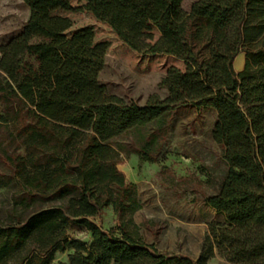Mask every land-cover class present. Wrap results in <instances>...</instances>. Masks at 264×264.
<instances>
[{
	"label": "trees",
	"instance_id": "16d2710c",
	"mask_svg": "<svg viewBox=\"0 0 264 264\" xmlns=\"http://www.w3.org/2000/svg\"><path fill=\"white\" fill-rule=\"evenodd\" d=\"M182 1L76 0L74 9L71 0H22L28 19L0 46V124L26 108L27 154L10 159L15 178L31 197L58 194L66 203L0 223V264H208L214 256L264 264V0H196L188 11ZM57 10L87 13L133 52L172 56L184 69L166 70L158 84L164 99L127 104L98 80L107 45L94 42L91 27L66 36L72 22ZM188 106L215 110L211 139L227 166L204 200L223 220L208 225L195 261L131 237L124 219L135 186L109 143ZM153 138L139 152L144 161ZM109 206L117 229L101 226ZM83 232L89 241L77 238ZM68 250L67 262L53 263Z\"/></svg>",
	"mask_w": 264,
	"mask_h": 264
},
{
	"label": "rangeland",
	"instance_id": "374dc122",
	"mask_svg": "<svg viewBox=\"0 0 264 264\" xmlns=\"http://www.w3.org/2000/svg\"><path fill=\"white\" fill-rule=\"evenodd\" d=\"M196 0H183L182 8L189 10ZM74 9L79 4L71 0ZM67 17L72 26L65 32L70 36L83 27H91L95 43H105V63L98 80L107 93L118 96L125 103L146 105L151 95L164 99L166 90L158 84L169 67L184 69L183 62L163 54H137L123 44L104 24L77 10L54 11ZM28 19V9L22 0H0V46L17 35ZM154 40L159 36L153 31ZM243 67L244 56L238 54L233 68ZM0 75V81H1ZM18 113L7 123L0 124V223L17 224L28 216L49 207H65L66 200L58 194L49 197H31L15 178L11 158L26 156L25 125L32 120L20 105ZM216 112L207 107H179L143 128L113 138L109 143L119 152L117 169L127 182L135 186L133 207L125 216L133 239L153 245L158 253L182 255L195 261L208 225L221 222L223 217L205 205L207 196L217 193L226 176L227 166L222 149L211 139ZM151 161L141 159L139 152L151 141ZM132 205V204H131ZM97 221V219H95ZM103 229L114 227L117 220L112 208L102 210ZM116 234L120 232L116 230ZM77 238L89 241L86 233ZM70 250L56 253L53 263L67 262ZM208 264H230L214 256Z\"/></svg>",
	"mask_w": 264,
	"mask_h": 264
},
{
	"label": "crops",
	"instance_id": "0c3cea01",
	"mask_svg": "<svg viewBox=\"0 0 264 264\" xmlns=\"http://www.w3.org/2000/svg\"><path fill=\"white\" fill-rule=\"evenodd\" d=\"M239 54H242V53H239ZM235 58H236V57H235ZM234 60H235V59H234ZM233 64H234V62H233ZM241 65H242V63L239 64V68H238V69H240ZM240 70H241V69H240ZM240 70H239V71H240Z\"/></svg>",
	"mask_w": 264,
	"mask_h": 264
}]
</instances>
